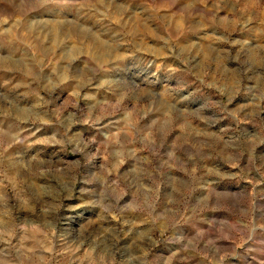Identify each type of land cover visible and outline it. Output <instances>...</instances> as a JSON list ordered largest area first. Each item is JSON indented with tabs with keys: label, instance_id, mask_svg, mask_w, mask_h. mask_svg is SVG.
<instances>
[{
	"label": "rangeland",
	"instance_id": "obj_1",
	"mask_svg": "<svg viewBox=\"0 0 264 264\" xmlns=\"http://www.w3.org/2000/svg\"><path fill=\"white\" fill-rule=\"evenodd\" d=\"M0 264H264V0H0Z\"/></svg>",
	"mask_w": 264,
	"mask_h": 264
},
{
	"label": "bare ground",
	"instance_id": "obj_2",
	"mask_svg": "<svg viewBox=\"0 0 264 264\" xmlns=\"http://www.w3.org/2000/svg\"><path fill=\"white\" fill-rule=\"evenodd\" d=\"M38 35V34H37Z\"/></svg>",
	"mask_w": 264,
	"mask_h": 264
}]
</instances>
